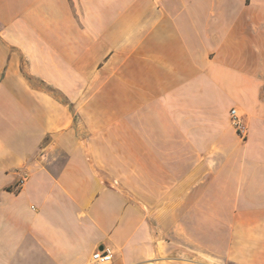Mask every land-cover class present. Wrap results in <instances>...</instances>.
<instances>
[{
    "label": "crops",
    "instance_id": "1",
    "mask_svg": "<svg viewBox=\"0 0 264 264\" xmlns=\"http://www.w3.org/2000/svg\"><path fill=\"white\" fill-rule=\"evenodd\" d=\"M104 246L264 264V0H0V264Z\"/></svg>",
    "mask_w": 264,
    "mask_h": 264
},
{
    "label": "built area",
    "instance_id": "2",
    "mask_svg": "<svg viewBox=\"0 0 264 264\" xmlns=\"http://www.w3.org/2000/svg\"><path fill=\"white\" fill-rule=\"evenodd\" d=\"M232 125L238 130L240 135L246 134V129L243 126L241 118L238 116L235 109L230 111ZM24 183V179L18 183L17 187H20ZM114 258L113 250L110 247H103L101 250H97L92 254V263L93 264H111Z\"/></svg>",
    "mask_w": 264,
    "mask_h": 264
}]
</instances>
